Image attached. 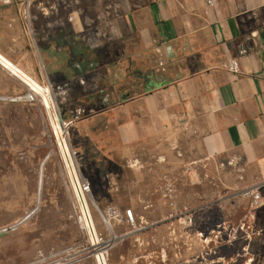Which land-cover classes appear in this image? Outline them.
I'll return each instance as SVG.
<instances>
[{"label":"rangeland","instance_id":"374dc122","mask_svg":"<svg viewBox=\"0 0 264 264\" xmlns=\"http://www.w3.org/2000/svg\"><path fill=\"white\" fill-rule=\"evenodd\" d=\"M7 1L27 43L9 55L13 46L0 26V53L19 68L21 60L33 64L40 94L0 65V264H32L56 252L73 253L70 264H98L96 246L75 213V171L88 181L101 211L116 207L123 217L134 211L135 227L112 222L119 239L108 250V264H243L237 220L243 203L224 200L229 190L216 180L213 159L183 151L174 137L168 152L159 139L130 136L127 106L110 104L132 84L128 75L98 69L83 75L81 88H63L65 81L54 87L38 48L51 41L72 48L83 35L89 41L106 35L108 27L96 19L97 0ZM80 20L88 21L84 32L74 24ZM71 58L70 66H77ZM63 138L74 165L59 146ZM92 214L101 242H112L95 206Z\"/></svg>","mask_w":264,"mask_h":264},{"label":"crops","instance_id":"0c3cea01","mask_svg":"<svg viewBox=\"0 0 264 264\" xmlns=\"http://www.w3.org/2000/svg\"><path fill=\"white\" fill-rule=\"evenodd\" d=\"M8 8L1 0L0 26L14 51L6 52L14 56L27 39ZM95 8L106 35H83L70 51L77 68L60 77L48 58L54 87L81 88L83 75L98 69L128 75L132 84L110 104L127 106L130 136L159 139L168 152L174 137L183 151L213 159L216 180L229 190L224 200L243 203V264H264V205L253 209L241 196L264 185V0H97ZM79 22L84 32L88 21ZM233 60L239 73L227 69ZM19 66L38 79L31 62Z\"/></svg>","mask_w":264,"mask_h":264},{"label":"built area","instance_id":"2783aa9c","mask_svg":"<svg viewBox=\"0 0 264 264\" xmlns=\"http://www.w3.org/2000/svg\"><path fill=\"white\" fill-rule=\"evenodd\" d=\"M227 69L233 73H239L240 64L236 60L230 61L227 64ZM29 99L33 101L34 95L30 94ZM60 117H62L61 114ZM60 117L57 116V122L59 123H61V120L59 119ZM70 155H71V150H70ZM70 158H71V165H74L71 156ZM75 174L76 176L74 178L73 185L76 193H78L77 204L75 207V213L78 224L80 226V229L90 237L93 246H96L94 248L93 256L97 258L98 254H103L107 259L106 255L108 253V250L112 247V245L111 246L109 245L110 242L107 243L101 242L98 232L95 231L97 227L95 228L94 226L95 220L92 214L93 206L97 208L105 225L108 227L111 236L114 233V227L112 225L113 221L115 222V221H120V219H123L130 227L136 226L134 211L132 209L126 210L124 212V217L122 216L121 211L116 207H108L106 210L101 211L95 203L94 197L92 195V190L88 181L84 179L80 180L76 171ZM77 186L79 187L78 190H77ZM263 189H264V185H257L243 190L241 192V196L250 200L251 207L253 209H259L264 205ZM192 221L193 220L191 217H186V223L190 224L192 223ZM97 248L99 249L96 250ZM72 256L73 253L71 252H63V253L56 252V253H51L50 255H40V257L36 259L32 264H70L72 262L71 259Z\"/></svg>","mask_w":264,"mask_h":264},{"label":"bare ground","instance_id":"6f19581e","mask_svg":"<svg viewBox=\"0 0 264 264\" xmlns=\"http://www.w3.org/2000/svg\"><path fill=\"white\" fill-rule=\"evenodd\" d=\"M0 65L2 67H4L6 70H8L11 74L21 78L25 83H27L30 86V88H32V90L31 89L30 90L33 94L34 93L40 94V89L36 85V82L28 74H26L18 66H16L13 62L6 59L5 56H3L1 53H0ZM57 124L60 127V129L62 130L61 124L59 122H57ZM59 146L62 148L65 155H67L69 157L71 156L70 155V148H69V145H68L66 139L63 138L62 140H60ZM78 188L79 187L77 186V190H78ZM94 226L96 228V224ZM95 231L97 232V229H95ZM118 239L119 238L116 236V234L113 233L112 234V242H110L109 245L111 246L114 243V241L118 240ZM99 248H97L96 250H98ZM96 259H97L98 264H107V259L103 254H98Z\"/></svg>","mask_w":264,"mask_h":264},{"label":"water","instance_id":"95a60500","mask_svg":"<svg viewBox=\"0 0 264 264\" xmlns=\"http://www.w3.org/2000/svg\"><path fill=\"white\" fill-rule=\"evenodd\" d=\"M58 44H59V46L57 47ZM59 47H61V48L59 49ZM38 49H39V52H40V55H41L43 61L47 65V70L49 72L48 76H50L52 78V80H54L55 74H52V67H50V65L47 62L48 58L55 59L56 63L57 64L59 63L58 65H59L60 72H58L59 73V74H57L58 76L63 74L62 71L77 68V66H74V67L72 66L73 68L70 66V60H71V65H72V62L75 61L74 58L73 59L71 58V56H70V58L68 57V59H66L64 62V57L66 55H69V53L71 51L70 46L66 43H58L55 41L54 42L51 41V43L49 44V47H47L46 49H42L40 47ZM57 75H55V76H57Z\"/></svg>","mask_w":264,"mask_h":264}]
</instances>
